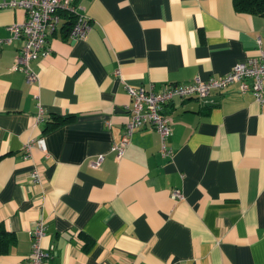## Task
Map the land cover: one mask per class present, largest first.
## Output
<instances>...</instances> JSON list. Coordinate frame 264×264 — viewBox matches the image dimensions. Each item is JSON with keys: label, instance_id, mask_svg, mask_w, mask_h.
Masks as SVG:
<instances>
[{"label": "crops", "instance_id": "1", "mask_svg": "<svg viewBox=\"0 0 264 264\" xmlns=\"http://www.w3.org/2000/svg\"><path fill=\"white\" fill-rule=\"evenodd\" d=\"M76 2L89 28L73 38L62 17L30 61L35 81L11 68L23 37L0 45V221L13 235L0 264L22 263L40 218L45 264H264V105L250 90L234 81L168 102L170 157L151 125L121 157L111 150L130 114L126 84L226 73L264 52V14L233 0ZM25 16L0 7V38Z\"/></svg>", "mask_w": 264, "mask_h": 264}, {"label": "built area", "instance_id": "2", "mask_svg": "<svg viewBox=\"0 0 264 264\" xmlns=\"http://www.w3.org/2000/svg\"><path fill=\"white\" fill-rule=\"evenodd\" d=\"M4 6L23 7L26 11L23 20L9 25L10 36L0 38V45L8 42L12 37H23L19 54L15 57L11 68L24 71L28 82L37 79V73L32 68L30 61L44 56L50 51L47 38L60 23L62 11L76 14L69 30L71 37H82L89 28L88 18L78 12L79 5L76 0H1L0 7ZM234 81L239 83L242 91L250 90L256 100L264 105V52L262 50L258 55L248 56L235 63L226 73L211 76L206 80L195 78L186 82H167L159 89H154L153 85L132 86L126 84V89L131 96V103L128 105L130 114L124 124L120 139L112 143L111 150L116 153L117 157H121L130 143L134 130L141 126L151 125L160 136V153L170 157L173 150L168 144V137L172 133V118L164 112L165 105L186 97L206 98L212 90L222 89ZM35 141L39 145H43L42 138ZM29 145L30 143L26 144V147L28 148ZM102 158L103 155L100 154L90 163L97 166ZM31 175L32 179L38 180L40 178L38 168L33 169ZM170 194L174 199L183 197L182 191L176 187L171 189ZM45 228L43 219L40 218L34 222L30 229L31 250L21 264L46 263L50 252L41 244Z\"/></svg>", "mask_w": 264, "mask_h": 264}, {"label": "trees", "instance_id": "3", "mask_svg": "<svg viewBox=\"0 0 264 264\" xmlns=\"http://www.w3.org/2000/svg\"><path fill=\"white\" fill-rule=\"evenodd\" d=\"M235 8L239 11H246L255 14H264V0H233ZM63 21L60 28L68 30L73 24L76 14L72 12L62 11ZM72 117L71 113L59 114L55 116V120L51 121L53 125L67 121ZM13 240L12 232L8 231L3 222L0 221V252L7 251L9 243Z\"/></svg>", "mask_w": 264, "mask_h": 264}]
</instances>
